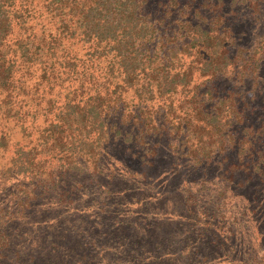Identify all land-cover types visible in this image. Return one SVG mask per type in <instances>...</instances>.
Masks as SVG:
<instances>
[{"label":"trees","instance_id":"1","mask_svg":"<svg viewBox=\"0 0 264 264\" xmlns=\"http://www.w3.org/2000/svg\"><path fill=\"white\" fill-rule=\"evenodd\" d=\"M230 1L0 0V145L10 147L15 127L42 126L61 159L98 168L111 147L131 143L148 160L158 155L154 138H169L195 178L186 185L187 232L169 234L168 245L212 264L207 247L223 241L216 223L232 216L228 224L258 246L264 44L235 50L242 38L232 22L241 10L262 27L264 0ZM71 147L75 154H63ZM189 232L196 241L184 243ZM247 257L240 247L222 261Z\"/></svg>","mask_w":264,"mask_h":264},{"label":"rangeland","instance_id":"2","mask_svg":"<svg viewBox=\"0 0 264 264\" xmlns=\"http://www.w3.org/2000/svg\"><path fill=\"white\" fill-rule=\"evenodd\" d=\"M240 11L233 14V29L242 38L235 50L264 44V25L256 28L253 17ZM10 133V147L0 145V264H204L192 256L184 259L189 254L179 255L168 245L169 234L187 232L181 226L188 213L186 185L195 178L183 160L177 161L171 139L154 138L158 155L148 160L131 143L111 147L97 168L86 158L71 164L61 159L58 146L43 143L42 126ZM231 218L216 223L223 241L212 239L209 260L224 264L222 259L243 247L252 260L248 264H259L264 234L257 246L243 237L244 229L228 224ZM192 233L184 243L196 241ZM129 250L146 261L134 259Z\"/></svg>","mask_w":264,"mask_h":264}]
</instances>
